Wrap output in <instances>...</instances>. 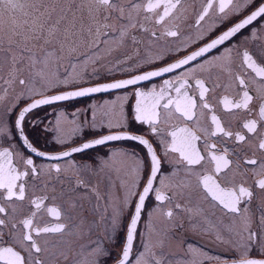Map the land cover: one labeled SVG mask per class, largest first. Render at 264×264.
I'll use <instances>...</instances> for the list:
<instances>
[{
    "label": "snow or ice",
    "instance_id": "obj_1",
    "mask_svg": "<svg viewBox=\"0 0 264 264\" xmlns=\"http://www.w3.org/2000/svg\"><path fill=\"white\" fill-rule=\"evenodd\" d=\"M254 2L0 0V264H173L165 248L186 224L213 236L232 255L211 257L191 246L186 254L207 256L216 264H264V35L252 31L253 40L261 43L255 52L237 50L239 62L232 48L208 56L264 18V0L250 10ZM232 16L241 19L204 46L138 71L186 49L204 36L205 25L211 28ZM129 48L122 57L113 56ZM108 57L112 60L102 63ZM101 68L137 74L81 86L98 77ZM171 73L178 74L147 91L135 89L133 115L134 122L159 138L163 157L178 166L171 177L160 178L161 154L143 135L110 131L47 154L24 134L26 115L42 105L130 88ZM56 88L62 91L47 94ZM127 99L117 97L111 111L104 112L109 130L126 127ZM20 101L25 105L16 107ZM172 120L179 123L170 125ZM99 123L94 113L90 128ZM71 124L66 133L58 122L57 143L83 135L82 124ZM12 130L19 132L23 148L48 161H65L112 141H135L147 150L148 175L143 176L140 158L116 152L95 163L72 160L67 168L60 163L44 167L32 155L3 145ZM118 158L132 163L121 167ZM117 190L120 194H114ZM150 196L155 207L143 225L142 250L135 254ZM210 217L229 223L221 229ZM121 231L119 251L112 261L105 260Z\"/></svg>",
    "mask_w": 264,
    "mask_h": 264
},
{
    "label": "flooded vegetation",
    "instance_id": "obj_2",
    "mask_svg": "<svg viewBox=\"0 0 264 264\" xmlns=\"http://www.w3.org/2000/svg\"><path fill=\"white\" fill-rule=\"evenodd\" d=\"M261 2V0H255L250 10H254L255 7ZM249 10V11H250ZM243 15V14H242ZM241 19L240 16H232L223 22H216L209 28L205 25V34L199 40H193L192 44L188 46L186 49H181L179 52L170 53L166 56V58L158 63L145 65L138 69L139 72H145L152 69H156L161 65L174 62L177 58H182L186 54L191 53L193 50L198 49L201 46H204L206 43L211 40L217 38L219 35L223 34L224 31L228 30L231 26H233L236 22ZM189 23H191V18L189 19ZM255 30L258 35H264V18L253 23L243 29L240 33H238L231 40L226 41L223 45L218 46L217 49H214L208 56L213 55H224L225 51L228 48L233 49V56L236 61L239 62V56L236 55L237 50H243L247 47L249 50L255 52L256 48L260 45V40H253L252 31ZM141 47H144L142 45ZM131 49H122L120 53H113V56H123L126 53L130 52ZM205 58H200L203 60ZM112 60V57H108L102 63L108 64ZM200 61L193 62V64H197ZM192 65L186 66L191 67ZM185 69L178 70L179 72H183ZM89 72H92V68L88 69ZM178 73L166 74L164 77L154 78L152 81L144 82L140 85L132 86L130 88L112 90L110 92L105 93H95L91 96L87 97H79L69 101H57L52 104L42 105L41 107L34 109L32 112L28 113L25 117L24 121V134L28 137L29 141L33 144L34 147L37 148L38 151H43L47 154H59L60 152L70 149L72 146L78 145L85 140L97 138L102 135H107L111 132L118 131H127L130 134L143 135L145 138L149 139L150 142L157 147V152L161 154L162 157V165H161V177L169 176L171 177L174 172L177 171L178 166L170 163L166 158L162 155V146L159 144V138L151 136L148 132L147 127L145 125H140L133 120L134 109H135V89L143 88L145 91L149 90L153 85H160L164 79L173 78ZM137 74L136 72L129 71L125 69L123 72H107L103 68H101L100 75L96 77L93 75L92 79L88 82L83 83L81 86L89 87L95 86L107 82H112L115 80H121L128 78L131 75ZM62 91L61 88L53 89L48 92V95L59 94ZM175 95V93H171ZM127 96L128 99L123 104L124 115L126 119V127L121 129L113 128L109 130L106 126L109 117L104 115L105 111H111L110 105L116 102L117 97ZM25 101H20L16 107H22L25 105ZM215 103V101H213ZM217 112L224 116L225 119H228L226 114L220 111L217 108ZM95 113L96 120L99 121V125L95 128H90V124L92 123L93 114ZM0 114L2 113V109H0ZM14 115V114H13ZM238 119V118H237ZM72 121H76L80 123L84 127L83 135L78 136L76 138L69 137V142L60 144L57 143L58 129L57 124L59 122L60 127L66 132H71L72 129ZM8 126L12 129V117H8ZM236 121H233L235 124ZM179 123L176 120H172L169 122L170 125H175ZM162 127H166L162 125ZM170 139V137H169ZM4 146L12 145L13 147L19 149L24 155H32L33 159L38 165H42L44 167H48L54 163H60L62 167L67 168L69 161L75 160L77 163H95L101 158H105L107 155L111 153H127L129 156L135 155L143 161V176L147 177L149 171V163L150 158L147 154V150L144 146L140 145L135 141H112L106 145L98 146L97 148L87 150L85 153L75 154L73 157H69L68 160L65 161H48L41 157H36L34 154L28 152L25 148H23V140L20 138L19 132L16 130H12L11 134L2 141ZM117 163L119 166L124 167L125 164L131 165V159L127 161H121L118 158ZM71 174V173H69ZM180 175H183L181 172ZM139 183L143 185L144 180L140 179ZM57 191H59V186H57ZM114 194H120L119 190H117ZM258 200L254 199L252 203V208L255 209L257 206ZM155 207V201L153 197H149L145 205V211L142 215L141 228L139 229V236L136 244L134 245V253L138 254L139 251L142 250V241L144 240V230L143 225L147 222L149 215L152 213L153 208ZM219 216V214H217ZM214 221H217V217H210ZM126 219V218H125ZM157 226H160L159 218L155 220ZM218 223V221H217ZM229 223L227 218L224 219L223 224H219L218 226L223 229L225 225ZM175 238L171 240L168 247L165 248V252L168 254V259L173 261L175 264L176 261H183L185 264H190L192 260L196 261V264H216L215 259L209 260L207 256L211 257H227L232 255L231 253L225 251V246L216 245L213 242V236L203 234L198 231H192L187 227V224L184 229H178L174 234ZM124 233L123 231L117 233L115 243L111 245L112 255L104 258L107 261H112L113 256L117 251H119V245L121 240L123 239ZM194 247L199 250H202L207 254V256H193L188 255L187 249L188 247ZM256 255V253H253Z\"/></svg>",
    "mask_w": 264,
    "mask_h": 264
}]
</instances>
